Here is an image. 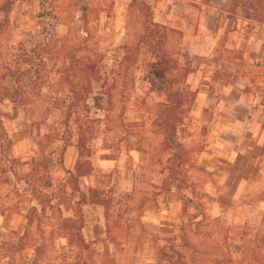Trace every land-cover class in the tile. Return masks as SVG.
Returning <instances> with one entry per match:
<instances>
[{
  "label": "rangeland",
  "instance_id": "374dc122",
  "mask_svg": "<svg viewBox=\"0 0 264 264\" xmlns=\"http://www.w3.org/2000/svg\"><path fill=\"white\" fill-rule=\"evenodd\" d=\"M9 1L0 0V264H264L262 247L207 249L196 236L208 206L194 199L212 193L190 179L201 149L184 128L196 87L264 88V0H180L164 31L131 0H18L5 15ZM194 9L206 23L195 33ZM212 21L234 25L217 44ZM188 33L202 38L186 43ZM168 90L181 99L169 121L181 174L163 125Z\"/></svg>",
  "mask_w": 264,
  "mask_h": 264
},
{
  "label": "crops",
  "instance_id": "0c3cea01",
  "mask_svg": "<svg viewBox=\"0 0 264 264\" xmlns=\"http://www.w3.org/2000/svg\"><path fill=\"white\" fill-rule=\"evenodd\" d=\"M133 1L129 2L132 6ZM144 1L151 8L152 23L173 26L170 23L180 12L175 3L180 0ZM192 7L188 8L190 12ZM186 10L187 7L184 11L188 13ZM194 10L195 33L206 23L197 20L200 11ZM211 24L207 26L208 40L215 44L224 40L234 26L230 21ZM197 38L202 37L188 33L182 41L193 44ZM235 49L228 46L231 62L235 61V56H230ZM196 92L194 110L184 128L194 133L188 135L189 141L198 143L201 150H195L194 165L187 169L192 182L200 183L212 193L211 198L194 199L208 206L205 216L197 219L202 222L205 217L206 227L202 228L200 223L196 236L208 244L207 249H217L212 240L221 242L222 249H261L258 246L263 249L264 201L259 202V198L264 194V88L232 82L222 87H196ZM8 223V216L1 214L0 225ZM21 223L26 225V216L17 218L16 225ZM197 248L203 249L199 244Z\"/></svg>",
  "mask_w": 264,
  "mask_h": 264
},
{
  "label": "trees",
  "instance_id": "16d2710c",
  "mask_svg": "<svg viewBox=\"0 0 264 264\" xmlns=\"http://www.w3.org/2000/svg\"><path fill=\"white\" fill-rule=\"evenodd\" d=\"M18 1V0H10L7 4L5 5H2V11L4 12L5 15H7L9 13V9L14 5V3ZM243 1H246V0H243ZM133 5L134 6H138L140 7L141 9H143L146 14H147V18L149 20L148 22V28H152V29H160L161 31H164L165 27L163 26H159V25H156L154 23H152V20H151V17H152V12H151V8L147 5L146 2L142 1V0H134L133 1ZM157 67V64L154 65L153 67V72H154V76L155 78L160 82L162 83L163 85H167L168 84V81L164 78V72L162 70V68H156ZM156 68V69H155ZM158 69V70H157ZM20 80V77H16L15 78V81L16 82H19ZM166 95H167V99H168V104H164L162 105V109L164 110V112H166V114L164 115V126H165V129L166 131L170 132L169 136H168V140L169 142L172 143L174 149L176 150V155H174V159H176V161L178 162L177 164V167H178V170H179V173L181 174V172L183 171V165H179V162L181 161L180 158H182L183 156V151H181V145H179L177 142H176V137H175V129L176 127L175 126H171V123H169L170 121V114L175 111V106H179L181 104V99H177L176 95H172L170 93V91H166ZM6 99L8 101H10V103H12V105L16 106V98L14 96L13 93H8L6 95ZM9 142V141H7Z\"/></svg>",
  "mask_w": 264,
  "mask_h": 264
}]
</instances>
